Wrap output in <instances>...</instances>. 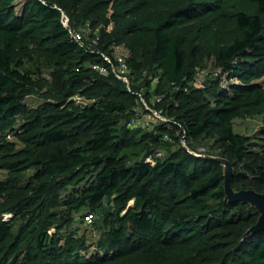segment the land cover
<instances>
[{
    "label": "trees",
    "instance_id": "trees-1",
    "mask_svg": "<svg viewBox=\"0 0 264 264\" xmlns=\"http://www.w3.org/2000/svg\"><path fill=\"white\" fill-rule=\"evenodd\" d=\"M15 1L0 0V264H264V231L244 238L258 212L186 149L212 140L232 187L264 192V126L255 142L232 123L264 115V0ZM84 24L98 31L80 43ZM115 46L130 89L93 68ZM149 75L165 118L151 130L129 124ZM86 207L108 222L105 242L49 234Z\"/></svg>",
    "mask_w": 264,
    "mask_h": 264
},
{
    "label": "rangeland",
    "instance_id": "rangeland-1",
    "mask_svg": "<svg viewBox=\"0 0 264 264\" xmlns=\"http://www.w3.org/2000/svg\"><path fill=\"white\" fill-rule=\"evenodd\" d=\"M22 0H16L15 1V8L18 10L20 8ZM98 31L97 28H93L89 24H84L80 27L79 32L84 35L88 36L89 34H95ZM159 72V70L157 71ZM206 72V71H205ZM204 71H201L198 74V80L195 82V85H199L200 80L202 79ZM41 79L45 80V82L48 84L53 81L52 75L50 71L43 70L41 74ZM260 81L264 84V77L260 79ZM156 87V78L153 75H149L145 84L140 89V100L138 101V104L136 105V126L141 125L140 127H143L144 129L151 130V127L153 124H155L158 120L155 118L154 115L150 114L147 116H143L145 113V106L149 105H155L157 103V94L155 92ZM144 97H147V100H144ZM77 99H80L79 101L87 102V99L77 97ZM41 102L40 98L36 96H27L24 100V103L28 107H35L37 104ZM152 107V106H151ZM153 109V108H151ZM154 110V109H153ZM146 119V121L149 123V125H146L143 123V121ZM233 129L236 133L248 135L252 137V141L259 142V135L258 132H260L261 127L264 126V115H255V116H244L235 118L233 121ZM8 139L11 141H16L17 146H21L20 142H17L16 138L13 135L8 136ZM212 140H204L202 142H199L197 144L198 146H205L208 149V155H217L218 151L213 150L209 148V145L211 144ZM5 171H0V179H2L5 175ZM55 197L52 199V206L51 210H62L63 208L59 205V202L55 201ZM133 200H131L129 203H132ZM103 204L106 208H108V204L103 201ZM111 209V208H110ZM86 208H82L76 212H74L71 216L68 217L69 221L65 222L64 219H62L60 226H51L48 230L49 234L52 236L56 235L58 232L59 243L65 244L67 241L71 240H77L78 243H81L85 246H88L90 248L89 251H92L95 249L98 243L105 242L106 236L109 231V224L107 221H104L101 219L99 214L97 212L94 213V218H92L91 221H87L84 219V215L86 214ZM3 217H6L9 215V213H3ZM95 220V222H93ZM20 221V220H19Z\"/></svg>",
    "mask_w": 264,
    "mask_h": 264
},
{
    "label": "built area",
    "instance_id": "built-area-1",
    "mask_svg": "<svg viewBox=\"0 0 264 264\" xmlns=\"http://www.w3.org/2000/svg\"><path fill=\"white\" fill-rule=\"evenodd\" d=\"M67 17L64 13H62V21L64 25H67ZM72 37H74L78 42L84 43V39H87L88 36L82 35L79 31L78 32H72L71 31ZM83 37V38H82ZM91 43H96V39L93 38L91 40ZM89 43V44H91ZM128 50L124 46H115L113 53L111 56L105 54V53H100L101 57L108 63L110 68H106L105 66L102 65H93V68L98 70L101 74L106 75L110 70L118 79L122 80L128 89H130V83H131V77H130V70L128 67L127 63V57H128ZM159 100V97H157ZM145 113L143 116H147L152 114L155 116V118L160 121L164 120V116H162L158 111L151 109L148 106H145ZM144 124L149 125V123L146 121V119L143 121ZM130 126H136V120L135 117L130 121ZM138 126H141L138 124ZM184 143V142H183ZM196 150L200 153L203 154H208V149L205 146H198L196 147ZM163 152L162 151H157L154 156L149 157L151 161H153L154 157H159L162 156ZM92 215L91 214H85L84 219L87 221L92 220Z\"/></svg>",
    "mask_w": 264,
    "mask_h": 264
},
{
    "label": "water",
    "instance_id": "water-1",
    "mask_svg": "<svg viewBox=\"0 0 264 264\" xmlns=\"http://www.w3.org/2000/svg\"><path fill=\"white\" fill-rule=\"evenodd\" d=\"M186 149L194 153L197 157L207 158L218 162L223 169V188L225 199L228 201L241 202L249 205L258 212L255 224L250 227L244 234V238L257 231H264V192H258L252 188L234 189L231 185V178L234 173L233 163L227 158L219 155L196 154L189 147Z\"/></svg>",
    "mask_w": 264,
    "mask_h": 264
}]
</instances>
